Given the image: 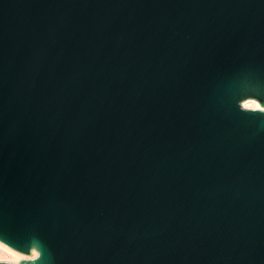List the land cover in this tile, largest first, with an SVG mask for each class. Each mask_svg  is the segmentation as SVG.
<instances>
[{
  "label": "water",
  "instance_id": "water-1",
  "mask_svg": "<svg viewBox=\"0 0 264 264\" xmlns=\"http://www.w3.org/2000/svg\"><path fill=\"white\" fill-rule=\"evenodd\" d=\"M3 239L264 264V0H0Z\"/></svg>",
  "mask_w": 264,
  "mask_h": 264
},
{
  "label": "bare ground",
  "instance_id": "bare-ground-1",
  "mask_svg": "<svg viewBox=\"0 0 264 264\" xmlns=\"http://www.w3.org/2000/svg\"><path fill=\"white\" fill-rule=\"evenodd\" d=\"M257 105H259V103L254 99H248L242 103V106L244 108L259 109L260 105L259 107H257ZM0 257H3V259L0 260H9V261L31 260V258L25 255L19 254L10 249L8 251H5L3 248H0Z\"/></svg>",
  "mask_w": 264,
  "mask_h": 264
},
{
  "label": "snow or ice",
  "instance_id": "snow-or-ice-1",
  "mask_svg": "<svg viewBox=\"0 0 264 264\" xmlns=\"http://www.w3.org/2000/svg\"><path fill=\"white\" fill-rule=\"evenodd\" d=\"M257 107H259V105H257ZM7 244H10L8 241H6L5 239L0 240V248H3L5 251H8L9 249L7 248ZM14 247V246H13ZM0 259H3V257H0ZM32 259V258H31Z\"/></svg>",
  "mask_w": 264,
  "mask_h": 264
},
{
  "label": "clouds",
  "instance_id": "clouds-1",
  "mask_svg": "<svg viewBox=\"0 0 264 264\" xmlns=\"http://www.w3.org/2000/svg\"><path fill=\"white\" fill-rule=\"evenodd\" d=\"M39 255V253L36 252L35 248L32 249V255L31 258L35 259L37 256Z\"/></svg>",
  "mask_w": 264,
  "mask_h": 264
},
{
  "label": "rangeland",
  "instance_id": "rangeland-1",
  "mask_svg": "<svg viewBox=\"0 0 264 264\" xmlns=\"http://www.w3.org/2000/svg\"><path fill=\"white\" fill-rule=\"evenodd\" d=\"M246 100H248V99H246ZM246 100H244V101H246ZM244 101H241V104H242Z\"/></svg>",
  "mask_w": 264,
  "mask_h": 264
}]
</instances>
